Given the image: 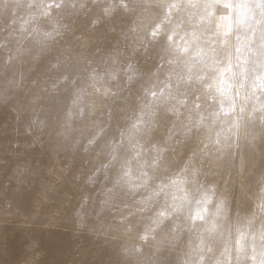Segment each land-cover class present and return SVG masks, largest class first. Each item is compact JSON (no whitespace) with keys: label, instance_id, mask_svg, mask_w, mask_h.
I'll use <instances>...</instances> for the list:
<instances>
[{"label":"clouds","instance_id":"9594fccd","mask_svg":"<svg viewBox=\"0 0 264 264\" xmlns=\"http://www.w3.org/2000/svg\"><path fill=\"white\" fill-rule=\"evenodd\" d=\"M0 264H264V0H0Z\"/></svg>","mask_w":264,"mask_h":264}]
</instances>
